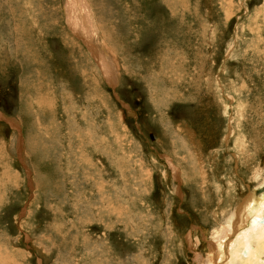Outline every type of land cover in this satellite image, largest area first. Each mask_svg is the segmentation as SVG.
Segmentation results:
<instances>
[{
  "label": "rangeland",
  "instance_id": "obj_1",
  "mask_svg": "<svg viewBox=\"0 0 264 264\" xmlns=\"http://www.w3.org/2000/svg\"><path fill=\"white\" fill-rule=\"evenodd\" d=\"M263 178L264 0H0V264H203Z\"/></svg>",
  "mask_w": 264,
  "mask_h": 264
},
{
  "label": "bare ground",
  "instance_id": "obj_2",
  "mask_svg": "<svg viewBox=\"0 0 264 264\" xmlns=\"http://www.w3.org/2000/svg\"><path fill=\"white\" fill-rule=\"evenodd\" d=\"M259 184H264V178ZM255 194L223 215L222 226L212 232L211 251L203 264H264V193L260 201Z\"/></svg>",
  "mask_w": 264,
  "mask_h": 264
},
{
  "label": "water",
  "instance_id": "obj_3",
  "mask_svg": "<svg viewBox=\"0 0 264 264\" xmlns=\"http://www.w3.org/2000/svg\"><path fill=\"white\" fill-rule=\"evenodd\" d=\"M260 191H264V184L262 186H260L259 188H257V192L256 193H258Z\"/></svg>",
  "mask_w": 264,
  "mask_h": 264
}]
</instances>
